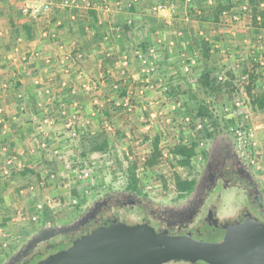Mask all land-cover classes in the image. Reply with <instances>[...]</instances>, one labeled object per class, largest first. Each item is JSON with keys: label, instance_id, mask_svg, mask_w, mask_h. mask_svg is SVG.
<instances>
[{"label": "crops", "instance_id": "obj_1", "mask_svg": "<svg viewBox=\"0 0 264 264\" xmlns=\"http://www.w3.org/2000/svg\"><path fill=\"white\" fill-rule=\"evenodd\" d=\"M151 1L0 0V264L32 234V217L39 213L37 223L41 225L39 220L50 212L45 209L57 193L55 184L67 177L69 161L82 151L77 148L83 143L92 147L105 141L106 137L95 133L103 125L109 127L99 110L111 114L116 96L131 98L149 88L154 94L150 98L161 94L156 85H147L150 80L139 70L133 49L137 45L150 48V52L155 49L157 60L163 54L157 50L174 43L176 48L196 49L192 43L166 36L172 27L171 16L177 13L174 1L159 0L149 5ZM201 1L193 0L209 3L204 8L213 3ZM44 2L50 4L47 12H23ZM159 2L166 8L154 11ZM200 10L193 7L195 15H200ZM136 20L142 21L141 25ZM238 23L229 26L220 19L198 33L206 39L210 52L220 49L217 65H225L224 71L234 73L254 64L258 66L255 82L263 81L264 31L253 29L252 20ZM155 33L158 36L151 37ZM206 63L207 71L216 66ZM199 64L191 62L192 68ZM172 81L174 87L181 86L179 74H174ZM139 83L147 85L145 90L141 86L139 92ZM256 91L263 92L264 86L252 92ZM255 110L250 118L256 143L253 149L262 162L264 109ZM79 130L89 131L83 141ZM4 168L9 169L8 176L3 175ZM42 204L43 212L36 210Z\"/></svg>", "mask_w": 264, "mask_h": 264}, {"label": "rangeland", "instance_id": "obj_2", "mask_svg": "<svg viewBox=\"0 0 264 264\" xmlns=\"http://www.w3.org/2000/svg\"><path fill=\"white\" fill-rule=\"evenodd\" d=\"M156 1L159 0H152L149 5ZM173 1L177 6V13L171 16L170 26L173 28L166 30V36H171L174 40L179 38V42L192 43L196 49L191 52L188 49L184 50L183 46L176 48V43H174L173 46L168 45L170 47L168 49L157 50L163 52V54L160 53L162 58L159 57L158 60L155 59V49L150 52V48L138 45L133 49L139 70L150 80L147 85H156L159 88L157 91H161V94H157V97L152 99L150 97L154 95L151 92L153 89L149 88L146 89L147 96L143 92L132 95L131 98L116 96L115 101L118 103L115 104L114 101L111 114L99 110V114L106 118L105 122L109 124V127L103 125L94 132L99 133L101 137H106L105 141L100 142L109 140L110 143L103 146L101 151L92 150L91 145L86 143L77 148V150L82 151L75 154L77 158L74 161H69V167L66 170H70V172L67 177H62L63 179L58 180L55 184L57 193L50 198V206L45 209L50 212L45 211L47 212L46 217L39 220L42 222L41 225H38L36 221V228L34 227L35 222L31 221L33 226L32 224L29 226L33 227L30 231L32 234L28 235L15 250L5 256L3 262L40 228L63 226L76 220L86 210L87 206H90L98 197L124 192L136 184V189L142 195L148 196L150 200L168 201L176 194L175 176L189 180L197 174L203 156L202 152L206 149L208 140L204 134L211 130L212 120L217 119L222 126L226 125L221 134L229 136L234 143L235 128L243 122L245 123L244 119L247 115L249 116L247 124L251 127L250 118L257 111L250 105L247 88L251 76H257L255 72L258 71V66L254 64L247 66L243 70L234 71L235 74L232 73L231 69L224 71L225 65L221 67H219L220 64L217 65V62H220L218 55L220 49L216 48L213 49L214 52H210L211 48L208 47L206 39L198 32L204 30L202 28L208 23L218 24L220 19L223 21L222 16L225 12L237 13L239 22L244 19L250 23L252 20L254 24L251 27L253 29L264 31V20L262 21L264 18V0H256L254 4H249L248 13L241 12L239 9L247 0H212V5L206 8H204V4L208 6L209 3L192 1L185 5L182 3L184 0ZM159 4L162 3L159 2ZM194 6L196 9H201L200 15L194 14ZM190 15L192 16L190 17ZM257 17L260 18V21H257ZM141 22L140 20L135 21L139 25ZM144 24L147 25L145 21ZM224 24L234 26L237 23L228 22ZM166 26L169 24L167 23ZM178 32L180 35L176 36ZM253 32L258 34L259 31ZM156 36H158L156 33L151 35V37ZM137 50H140L147 59V67L142 66L136 57L135 52ZM193 58H195L194 61ZM204 60L216 66L211 71H207L209 67ZM191 62L194 64L201 62V65H194L195 67L192 68ZM185 67H188L189 70L185 71ZM221 73L227 77L223 83L218 80ZM174 74L181 76L180 87L172 85ZM205 75L208 76L207 85L203 84V76ZM244 76L246 77L245 80H241L240 78ZM156 78H164V81L156 82L154 80ZM143 84L145 83H139V92L145 90L147 85L144 86ZM262 86H264V80L255 82L253 91L262 88ZM253 93L259 94L260 92ZM126 101L127 103L123 105ZM150 101L152 105L149 104ZM236 103H239L240 106H236ZM200 106L207 109L206 115H198ZM237 108H240L238 113H236ZM111 115L114 117H112L113 119ZM110 119L111 121H109ZM87 132L89 131H78L81 141ZM155 139H158L159 156L154 165L148 166L147 160L153 152ZM193 142L197 144V148L190 165L187 167L180 166L178 157L172 154L173 147L188 146ZM247 148L250 150L239 149L238 152L251 166L255 177L264 190V161L260 162V156L256 154L257 149L254 150L250 146ZM251 161L253 162L251 163ZM131 173L134 174V183L131 181ZM62 181L64 184L61 183ZM235 197H239L242 201V196L234 190L227 191L223 195L220 214L225 216L230 214L231 209L236 205L233 201ZM41 206L42 208L39 210L43 212L45 205L42 204ZM121 216L123 217V214ZM110 225H107L106 231H109ZM117 228L115 236L122 238L123 235L119 234L121 227ZM95 232L93 234L97 233ZM65 248L63 245L55 246L51 248L50 255L65 250Z\"/></svg>", "mask_w": 264, "mask_h": 264}, {"label": "flooded vegetation", "instance_id": "obj_3", "mask_svg": "<svg viewBox=\"0 0 264 264\" xmlns=\"http://www.w3.org/2000/svg\"><path fill=\"white\" fill-rule=\"evenodd\" d=\"M202 153L197 174L191 178L195 183L189 192L176 189L173 198L157 201L130 187L124 192L98 197L76 220L66 224L84 220L76 230L57 234L18 254L25 243L3 264H36L51 254V248L63 245L68 249L86 243L96 235L93 232L106 230L108 224L112 225L110 228L121 227L123 237L117 238L123 240L167 236L235 244L264 234V190L235 143L229 136L218 134L207 140ZM230 190L237 191L242 201L235 197L236 205L225 216L220 214V207L223 195ZM158 264L206 263L175 255Z\"/></svg>", "mask_w": 264, "mask_h": 264}, {"label": "water", "instance_id": "obj_4", "mask_svg": "<svg viewBox=\"0 0 264 264\" xmlns=\"http://www.w3.org/2000/svg\"><path fill=\"white\" fill-rule=\"evenodd\" d=\"M84 220L58 227L39 229L18 251L24 254L36 244L57 234L74 231ZM117 227L99 231L86 243L62 250L36 264H158L175 255L191 257L206 264H264V234L240 243H204L191 237L161 236L152 239L123 240L115 236ZM120 235L123 231L120 230ZM116 237V238H115Z\"/></svg>", "mask_w": 264, "mask_h": 264}, {"label": "trees", "instance_id": "obj_5", "mask_svg": "<svg viewBox=\"0 0 264 264\" xmlns=\"http://www.w3.org/2000/svg\"><path fill=\"white\" fill-rule=\"evenodd\" d=\"M256 2V0H247L248 4H254ZM264 20V18H262V21ZM255 21V18H254ZM204 78V85H207V80H208V76L205 75L203 76ZM257 76H251L250 78V82H249V86L247 88V94H248V98L250 99V105L253 109H257V110H263L264 109V91L259 93V94H255L253 93V87H254V83L256 81ZM198 115L202 116V115H206L207 114V109L203 106H200L198 108ZM226 127V125L222 126L217 119L212 120L211 121V130L206 131L205 132V137L207 139H211L213 137H215L218 134H221L222 131L224 130L223 128ZM103 146H107L106 142H99L96 143L92 146V150L94 151H101L103 149ZM153 152L150 156V158L147 160V165L148 166H152L154 165V163L156 162L158 156H159V152L157 150L158 147V139H155L153 141ZM196 148H197V144L195 142L191 143L188 146H175L172 149V154L176 155L179 159L178 164L180 166H184L187 167L190 165L191 159L192 157H194L195 153H196ZM131 172H133V170H131ZM131 181L134 183L135 182V178H134V174L131 173ZM194 180L193 179H181L179 176H175V187L178 191L180 192H189L190 190H192L193 186H194ZM132 190L136 189V184H134V186H130ZM45 218V216L43 217Z\"/></svg>", "mask_w": 264, "mask_h": 264}, {"label": "built area", "instance_id": "obj_6", "mask_svg": "<svg viewBox=\"0 0 264 264\" xmlns=\"http://www.w3.org/2000/svg\"><path fill=\"white\" fill-rule=\"evenodd\" d=\"M193 0H184V2L186 4H189L191 3ZM166 7L164 4H157L153 10L154 11H162L164 10ZM50 9V4L49 2H44L42 3V5L40 7H34V8H26V9H23V12L24 13H28V14H31V15H37V14H40L41 12H47L48 10ZM240 11L241 12H245V13H248L250 8H249V4L247 2L243 3L240 7H239ZM222 19H223V22L224 23H238L239 22V15L235 12H225L222 16ZM257 21H260V18L257 17ZM136 54V57L140 60L142 66H146L147 67V59L143 56L142 52L140 50H137L135 52ZM189 68L188 67H185V71H188ZM246 77H241L240 79L241 80H245ZM218 80L221 81L222 83L225 82L227 80V77L225 76L224 73L220 74L218 76ZM236 106H240L239 103H236ZM240 108H237V111L236 113H238ZM249 119V116H245V123L243 122L242 124L238 125L236 128H235V133H234V136H235V145H236V148L237 150L239 149H242L243 151H247V150H250L247 148V146L249 147H252V148H255L256 146V143L254 142V134H253V131H252V128L249 127V125L247 124V120ZM253 161H251L252 163ZM9 163V162H8ZM255 163V162H254ZM3 175L4 176H8L9 175V169H5L3 170ZM86 176V174H84ZM41 208V206H37V210H39ZM38 214V213H37ZM37 214H35L33 217H32V220L33 221H37L38 217L36 216Z\"/></svg>", "mask_w": 264, "mask_h": 264}]
</instances>
